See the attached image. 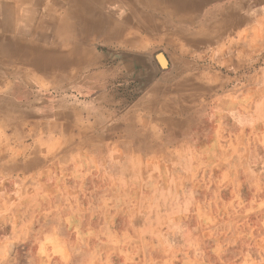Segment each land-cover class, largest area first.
<instances>
[{
	"label": "crops",
	"instance_id": "obj_1",
	"mask_svg": "<svg viewBox=\"0 0 264 264\" xmlns=\"http://www.w3.org/2000/svg\"><path fill=\"white\" fill-rule=\"evenodd\" d=\"M16 1L0 0V20L4 17L3 6ZM161 4L166 13L156 19L164 26L161 32L172 38V50L165 51L173 75L155 77L150 92L137 99H121L126 103L123 111H117L121 100H116L109 109L96 110L93 126L70 128L72 124L60 121L62 141L55 149L51 122L30 125L26 121L31 114L21 104L23 94L16 95V101H21L20 124L13 119L8 125V119L0 113V264L18 257V244L27 243L31 234L35 250L29 254V264H74L76 257L78 264H95L100 256L95 243L79 255L83 241L78 239V230L101 232L116 228L120 211L142 217L158 213V204L143 206L142 201L158 197L166 181H174L176 186L183 184L184 189L213 181L214 189H207L205 197L216 198L229 196V181L238 182V186L241 182L243 188L234 190L239 196L244 182L251 181L259 187L251 192V202L264 209V0H170ZM132 68V63L124 66L128 74H132ZM0 82L3 84L5 79ZM234 85L237 88L225 91V86ZM247 85L258 87L246 92ZM246 100L253 102L249 115L245 111ZM230 101L234 103L227 108L226 102ZM46 112L44 118H51V113ZM107 128H210V140L199 149H211L220 164L224 157L222 152L218 156V149L230 146L219 138V133L226 130L240 136L234 145L232 164L236 169L221 171L214 177L201 171L171 179L161 171L163 156L157 153L149 157L143 147L134 153L124 144L100 145L102 140L96 143V136H86L88 142L84 146L72 145L77 139L74 133L95 134L107 132ZM245 134H250L248 144ZM243 150H249L247 159ZM202 160L205 163L208 158ZM194 161L191 159L190 164ZM21 197L25 199L22 201ZM118 197H137L141 204L118 210ZM228 210L222 203L192 209L193 214L204 213L207 220L199 222L196 229L204 228L216 241L211 247L214 256L206 264H213V259L230 264L225 253L227 234L214 237L215 230L225 228V221L219 220L217 214ZM85 212L92 213L89 224ZM147 218L141 221L140 228H162L160 221L153 220L150 225L151 219ZM240 232L234 244H241L242 252L236 254L235 264H264L261 252L253 250L250 254L243 248Z\"/></svg>",
	"mask_w": 264,
	"mask_h": 264
},
{
	"label": "rangeland",
	"instance_id": "obj_2",
	"mask_svg": "<svg viewBox=\"0 0 264 264\" xmlns=\"http://www.w3.org/2000/svg\"><path fill=\"white\" fill-rule=\"evenodd\" d=\"M86 1L75 0L74 4H70L69 0H67L63 4H59V11H57L56 15L45 12L41 7L37 8L36 11L25 8L24 5L16 7L20 0L16 1L15 7L12 6L13 4L4 5V17L0 20V41L26 45H30V42L43 43L46 37L49 42L55 41L62 36V32L59 29L53 28L55 20L67 17L66 11L73 13L76 11L82 13L83 11L86 16L91 15V11L87 9L88 6H83V3ZM152 1L155 4L150 3L148 0H131L129 3L123 0H107L106 4L109 5L110 9L120 14V17L116 20L118 25L123 26L127 24L125 22H128L130 19L127 12L130 10V5L134 4L138 8L139 13L142 12L141 15L145 17L149 15L147 25L155 27V30L143 34L139 29L128 30L130 27H127V33H124L125 39H123V35L122 41L114 39L107 41L102 37L92 36L93 38L90 37L91 39H88L85 45H83L84 53L88 52L85 57L86 62L84 61L78 66H70L64 71L57 70L56 68L48 69L47 63L48 65L55 64L51 63L44 53L32 55L31 58L33 59H29L26 62L23 60L22 45H14L15 48L17 45L21 47L22 52H17L16 50H9L7 46L0 43V49L4 53L16 52L15 55L10 56L14 60L11 65L6 66L4 63H0L1 80L5 79L3 84L0 82V113L8 119V122L6 121L8 125L12 124L13 119H17L16 124H20V114L22 115V113L18 107L21 101H16V95L23 94L21 104L28 110V115L31 114L26 121L30 125L35 123L49 124L51 122L53 124L52 128H54L52 143L55 149V146H59V143L62 141V124L60 121L72 124L70 128L93 126L92 124H96V110L109 109V107L114 106L116 100L119 101L126 98L130 100L137 99L143 93L150 92V88L153 87L150 83H152L151 81L155 77L173 75V70L170 69L169 55L165 51L166 49L172 50V40L170 41L171 43L168 42L172 38L170 36L167 37L165 35L166 32L162 34L161 31L164 28L162 21L156 19L158 15L166 13L164 5L161 3L170 0ZM156 3L161 4V6L156 5ZM69 23L76 25L77 20L74 17H70ZM30 25H36L39 28L38 31L42 29L47 30H45L46 32L40 31L37 36H30L28 29ZM169 33L171 34V32ZM133 37L145 41H142L145 45H147L146 41H149L148 47H143V44H140L142 48L130 47L129 45L131 44L129 43L131 39L129 38L133 39ZM147 37L152 40H148ZM165 38L168 41L163 42L166 40ZM90 41H92L91 45L89 44ZM28 45L27 47H29ZM61 48H65L63 51L65 50L68 53L72 46L65 43ZM158 54H163L166 57L168 61L167 68H162L159 62H157L156 58ZM131 63L133 68L129 71L132 74H128L124 66H129ZM14 68H16L20 77H7L3 74V72L14 70ZM129 77L140 80H128L127 78ZM225 87V91L237 88L236 85ZM254 87L258 86L247 85L245 86V91L252 92ZM226 103L228 105L227 108H229L234 102L230 101ZM263 103L261 102V104ZM125 104V100H121L120 105H117V111H123ZM252 106L253 102L251 100L245 101L246 115L252 113ZM261 111L262 115H264V105H262ZM45 112L48 114L50 112L51 118L47 116V119H45ZM38 115H41L42 118L37 117ZM107 129V132L100 131L95 134L92 131L89 134L74 133L77 139L72 145L75 147L76 145L84 146L88 142L85 139L86 136H96V143L102 140L100 145L107 142L116 145L124 144L132 148L134 153L140 151L143 147V150H145L149 157L157 153L163 156L161 160L163 164L160 165L161 171L166 178L170 177L171 179H175L179 174L184 175L188 172L195 173L201 171L213 174L212 177H214L216 174H220L221 171L234 172L236 169V166L232 164L236 153L234 145L240 136L237 137V134L226 130H222L219 133V138L223 144L230 143V146L229 148H223L222 151L218 149V156L220 157L222 152L224 157L222 159L223 163L220 164V159L214 158L211 149H199L203 143L210 140V128ZM249 136L250 134H245L246 144L249 142ZM90 142H92L91 139ZM147 147L148 149H145ZM248 151L243 150L246 159L248 158ZM204 157L208 158L205 163L202 160ZM191 159L195 160L193 165L190 164ZM246 167L248 166L246 165ZM212 183L213 181L205 180L201 186H197L195 189L190 186L184 189L183 184L176 186L174 181H166L158 197H150L142 201L143 206L158 204V213L152 215V212H150L148 216L142 217L141 214L120 211L116 215V228L102 230L101 232L84 229L78 230V239L83 241V243H80L82 252L79 255L86 253L88 251L87 247H93L95 243L100 255L99 263L95 262V264L210 263V258L214 256L211 247L216 241L210 239V234L206 233L204 228L196 229V225L199 222L207 221L204 218V213L193 214L191 212L198 205L222 203L228 206L229 210L223 214H217V218L219 220L223 218L225 228L223 230H215L214 237L216 238L217 234H227L224 239V243L228 242L226 244L227 252H225L228 254L226 259L230 264H235V260L237 259L236 254L242 252V245L239 244L237 246L234 244L236 236L240 231L239 236L244 239L243 248L247 249L250 254H253V250H255V253L258 251L264 256V225L261 223L264 222V209H258L260 206H256L251 202V192L253 189L259 187L251 181H246L244 182L243 189L245 192L242 191L241 196H239L234 190L243 188L240 185L241 182L238 186V182L229 181V196L227 198H216L213 195L205 197V193L209 192L207 189H214ZM19 199L23 201L25 198L21 197ZM117 201L116 207L118 210H129L131 207L135 208L141 204L140 198L137 197H118ZM124 202L127 204H124ZM130 202L133 205H130ZM84 214L89 224L92 213L85 212ZM147 217L151 219L150 225L153 220L160 221L162 228L156 229L150 226L140 228L142 225L141 221H146ZM93 223L96 224V219ZM129 226H134L135 228ZM30 236L33 237V234ZM30 236L27 239L28 241H26L27 243L18 244L17 250L20 253L19 256L14 260L5 261L2 264H29V254L35 250V245L32 244L35 238ZM256 241L260 243L254 245ZM192 258L196 260L193 261ZM106 259L110 262H107ZM74 261V264L80 263L77 257ZM47 263L49 264L50 262ZM212 263L220 264V261L216 262L213 259Z\"/></svg>",
	"mask_w": 264,
	"mask_h": 264
},
{
	"label": "bare ground",
	"instance_id": "obj_3",
	"mask_svg": "<svg viewBox=\"0 0 264 264\" xmlns=\"http://www.w3.org/2000/svg\"><path fill=\"white\" fill-rule=\"evenodd\" d=\"M26 1H27V3H30V4L26 5L27 3L23 4L22 2H19L16 5V7L24 5L25 8L31 9L32 11H36L37 8L41 7V8H43L45 10V12H48L49 14L56 15L57 11H59V8H58L59 4H63L67 0H26ZM106 1L107 0H87L86 2H84L83 6L84 5L88 6L89 7V8L87 7L88 11H91V15H89V16H86L85 12L83 13V11H82V13L78 12V11H76V12L74 11L75 13L66 11L65 14L67 15V17H62V18H59V19L55 20V26L53 28L59 29L62 32V36H63V37L61 36L60 38L56 39L55 41H50L49 42L48 38L46 37L45 41L43 43L30 42V45L27 44L29 47H27L26 44H20V43H12V42L4 43L2 40L0 41V43L5 45V46H7L9 48V50H14V51L16 50L17 52H22L21 51V47H20V45H22L23 46L22 49H23V53H24L23 54L24 55V59L23 60L26 61V62H28L29 59L30 60L33 59V58H31L32 55H35V54H38V53H44L45 56L49 58L51 63L55 64V65H52V64L48 65V63H47V68L48 69L56 68L57 70L64 71V70H67L68 67H70V66L73 67V66L80 65L81 63H83L86 60L85 57H86V54L88 52H86V54L84 53L83 45H85V43L88 41V39H91L90 37H92V36L93 37L94 36L102 37V38H104L107 41L108 40H113V39L120 41L122 39V36L124 35V33H127L126 32V28L127 27H130V29H128V30H131V29H134V28L136 30L139 29L140 32H142L143 34L149 32V31L153 32L155 30V27H151V26L147 25V19H148L149 15L146 16V17L144 15H141L142 12L139 13L138 8L134 4L130 5V10L127 12L128 16L130 17L129 21L125 22L127 24L123 25V26L118 25L116 20L120 17V14L116 13L115 10L114 11L111 10L109 5L106 4L107 3ZM112 1H117V0H112ZM123 1L129 3V1H131V0H123ZM82 2H83V0H82ZM69 3L70 4H74L75 0H69ZM151 5H150V7H151ZM12 6L15 7L14 5H12ZM140 7H141V5H140ZM259 7H260V5H259ZM73 10H76V9H73ZM244 11H246V10H244ZM16 13H17V11H16ZM134 14H135V16H134ZM241 16H243V15H241ZM245 16H246V14H245ZM70 17H74L77 20V24L76 25H71L69 23ZM138 18H140V19H138ZM28 29H29V32H30L29 33L30 36L31 35H33V36L36 35L37 36L40 31L44 32L45 30H47V29H42V30L38 31L39 28L36 25H30V27H28ZM160 29H161V27H160ZM162 34H163V32H162ZM12 36H13V34H12ZM163 36H162V40L164 39ZM145 37H143V38H145ZM18 38H20V37H18ZM18 38H16V39H18ZM134 38L135 37H133V39ZM148 38L149 37H147V39ZM95 39H97V38H95ZM123 39H125V35H124ZM129 39H131L130 43L127 41L129 44H131L129 46L130 47L134 46V48L135 47H137V48L141 47L142 48V46H140V44L142 45L143 42H145V41H143L141 39H137V38H135L134 40L132 38H129ZM148 40H152V39H148ZM171 40L172 39H169V41H168L166 39L163 42H166V41L170 42ZM28 42H29V40H28ZM91 42L92 41H90V43H89L90 45H91ZM148 42L146 41L147 45H148ZM65 43H68V44H70V46H72L71 50L68 51V53H66L65 50L63 51V49H65V48H63V49L61 48ZM16 44H20V45H17L16 48H15L14 45H16ZM125 45L127 46V44H125ZM143 45H144L143 47H145V46L148 47L145 44H143ZM89 48H91V47L89 46ZM15 53H4L3 50L0 49V59H1L0 63H4L6 66L11 65V63H13L14 60H12V57H10V56L15 55ZM156 59H157V62H159L160 66L162 68H167L168 67V61H167L166 57L163 54H158ZM37 66H39V65H37ZM2 70H4V69H2ZM52 73H54V72H52ZM3 74H5V76H7V77L8 76L9 77L15 76L17 78V76H19V73L16 71V68H14V70H12V71L3 72ZM1 77L2 76H0V80H1Z\"/></svg>",
	"mask_w": 264,
	"mask_h": 264
}]
</instances>
